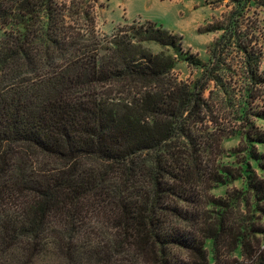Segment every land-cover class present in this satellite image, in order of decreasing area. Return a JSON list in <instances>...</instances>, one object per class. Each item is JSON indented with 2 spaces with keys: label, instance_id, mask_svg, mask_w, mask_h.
Returning a JSON list of instances; mask_svg holds the SVG:
<instances>
[{
  "label": "trees",
  "instance_id": "1",
  "mask_svg": "<svg viewBox=\"0 0 264 264\" xmlns=\"http://www.w3.org/2000/svg\"><path fill=\"white\" fill-rule=\"evenodd\" d=\"M207 1L182 80L152 22L0 0V264H264V0Z\"/></svg>",
  "mask_w": 264,
  "mask_h": 264
},
{
  "label": "rangeland",
  "instance_id": "2",
  "mask_svg": "<svg viewBox=\"0 0 264 264\" xmlns=\"http://www.w3.org/2000/svg\"><path fill=\"white\" fill-rule=\"evenodd\" d=\"M165 1L168 6L160 3L159 0H139L134 4L129 0H99L96 9L98 30L102 35L112 36L117 27L121 25H130L133 22L138 24H144V21L152 22L181 37L182 49L187 55L181 54L182 58L176 65V72L182 80L197 79L200 71H193L184 57H191L201 63L207 62V51L216 35L202 34L199 30L214 17L219 16L224 8L215 10L207 0ZM149 47L154 53L163 51L158 46L150 45ZM258 125L264 130V119L259 120ZM239 143L238 138H233L227 140L224 146L228 152H231ZM253 165L257 167L256 162H253ZM235 185L240 188L242 182L239 181ZM227 189L228 187L221 186L213 193L217 196H224Z\"/></svg>",
  "mask_w": 264,
  "mask_h": 264
},
{
  "label": "crops",
  "instance_id": "3",
  "mask_svg": "<svg viewBox=\"0 0 264 264\" xmlns=\"http://www.w3.org/2000/svg\"><path fill=\"white\" fill-rule=\"evenodd\" d=\"M138 1H139V0H129V2H130V3H133V4L136 3V2H138ZM154 1H156V0H154ZM159 2L162 3V4H164V5H167V1H165V0H159ZM167 6H168V5H167ZM126 17H127V15H126ZM134 20H136V19H134ZM134 20H133V21H134ZM131 21H132V20H131Z\"/></svg>",
  "mask_w": 264,
  "mask_h": 264
}]
</instances>
